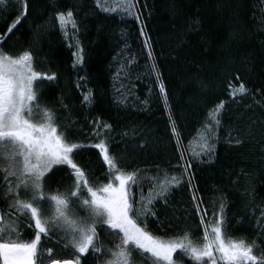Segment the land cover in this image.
<instances>
[{"label":"trees","instance_id":"16d2710c","mask_svg":"<svg viewBox=\"0 0 264 264\" xmlns=\"http://www.w3.org/2000/svg\"><path fill=\"white\" fill-rule=\"evenodd\" d=\"M105 2L107 8L116 10L103 11L97 0H28V15L11 33L7 30L19 15V5L0 9L3 51L16 56L31 50L35 68L56 75V81H45L40 89L45 106L57 110L65 123L75 121L78 142L90 144L98 142V137L106 138L110 152L124 157L121 163L139 170L143 190L153 176L161 181L182 174L183 169L176 167L180 151L188 153L206 130L211 110L224 101L211 161L205 155L190 158L191 183L184 177V183L172 188L166 204L155 201L156 216L148 217L147 228L165 240L185 231L202 235L196 204L208 210L207 224L213 210L223 203L226 230L264 247V236L259 235L264 231L259 224L264 220V0H139V20L121 10V0H100ZM68 10L73 11L78 30L69 25L65 35L56 15ZM38 32V43H34ZM233 33L239 38L230 41ZM77 41L84 62L73 67ZM201 81L206 88L200 86ZM161 82L179 133V149L160 93ZM241 82L247 93L233 99L229 84L239 87ZM89 93L91 102L85 103L83 97ZM94 122L100 125L96 135ZM105 124L111 129L105 130ZM98 151L85 149L77 158L97 185L109 182ZM3 176L0 172V193L7 187ZM71 179L62 172L52 185L63 191ZM7 203L0 199V211L7 210ZM19 227L24 230L23 224ZM97 231L106 246L114 243L99 225ZM47 243L53 247V256L72 258L71 250L62 249L59 236ZM85 259L88 264L104 262L103 256L96 259L91 250ZM182 264L195 262L185 255Z\"/></svg>","mask_w":264,"mask_h":264},{"label":"snow or ice","instance_id":"6c2138e0","mask_svg":"<svg viewBox=\"0 0 264 264\" xmlns=\"http://www.w3.org/2000/svg\"><path fill=\"white\" fill-rule=\"evenodd\" d=\"M13 3L19 5V15L8 28V33L20 24L29 11L28 0H0V9L7 10ZM138 4L139 0H121L120 8L128 16L139 20ZM97 6H100V0H97ZM102 10L116 9L104 7ZM56 19L61 30H65L68 24L78 30L73 11L60 12ZM39 34L34 43H38ZM238 38L239 34L233 33L230 41ZM148 39L146 37L145 45L151 56ZM3 46V41H0V172L4 173L7 187L0 193V199H6L8 203L7 210L0 211V264H45V256L47 264H88L85 257L90 255V250L96 259L104 257L103 264H142L148 259L152 264H182L185 255L195 264H264V247L255 240L237 238L226 230L223 203L218 210H213L212 219L207 224L205 217L208 210L196 204L200 213L199 224L203 225L202 235L185 231L178 238L168 240L153 235L147 223L148 217L156 216L152 207L155 201L159 199L166 204L172 188L184 183V177L191 183V162L184 160V151L179 153V161L183 163L178 161L176 165L183 169L182 174L158 180L145 197L139 170H129L126 164L121 163L124 157L110 152L106 138L98 137V142L90 144L78 142V133L73 127L75 121L69 119L65 123L57 110L45 106L40 89L45 81H56V75L38 71L31 50L13 56L4 52ZM76 47L73 67L84 62L83 48L78 41ZM152 68L156 70L155 63ZM156 75L160 80L158 71ZM200 86L207 87L202 81ZM229 87V96L233 99L247 93L242 82L239 87L231 83ZM160 93L165 98L171 130L179 149V133L162 82ZM83 100L90 103L91 93ZM224 110V101L211 110L210 120L205 125L207 134L201 136L200 150L193 151V156L207 155L211 161L215 142L219 140ZM94 124L96 132L93 134L96 135L100 125ZM103 128L109 130L111 125L105 124ZM240 142L237 140V143ZM85 149L99 150L98 154L107 166L104 175L109 182L95 184L90 180L89 172L77 163V158ZM62 172H67L72 178L63 191L52 185L53 178ZM133 188L139 189L138 198ZM196 199L193 195V200ZM13 212L15 218H12ZM21 224L24 230L20 229ZM259 224L264 227V220H260ZM98 225L100 231L114 241L111 246H106L99 239ZM259 235L264 236V231ZM57 236L63 240L62 249L71 250L72 258L53 256V247L47 242ZM56 243L61 241L57 239ZM178 250L179 257L176 256Z\"/></svg>","mask_w":264,"mask_h":264},{"label":"rangeland","instance_id":"374dc122","mask_svg":"<svg viewBox=\"0 0 264 264\" xmlns=\"http://www.w3.org/2000/svg\"><path fill=\"white\" fill-rule=\"evenodd\" d=\"M101 1H102V0H101ZM112 2H113L112 6L114 5V7H116V6H117V3L114 2V1H112ZM100 5H101V8L108 7V5H107L106 2H105L104 5L101 4V3H100ZM116 8H117V7H116ZM69 25H70V24H68L67 26H69ZM67 26H66V27H67ZM237 97H240V95H237L236 98H237ZM206 134H207V130H202V131L199 133V135L197 136V138L192 142L191 147H190V150L187 151L188 153H186V151L182 148V150L184 151V160H185V161H188V160L190 161V158H191V157H195V156L192 155V152H193V151H199V150H200V148H199V144L201 143V136L206 135ZM205 156H207V155H205ZM200 157H201V156H200ZM158 180H159V179L154 178V176L152 177L151 182H150V184H149V187H147L146 190H143L145 197H147V196H148V193H149L150 191H152L151 186L154 185ZM162 180H164V178H162ZM162 180H161V181H162ZM133 192H134V188H133ZM136 194H137V198H138V197H139V191H137ZM263 211H264V210H263ZM262 216H264V213L262 214Z\"/></svg>","mask_w":264,"mask_h":264}]
</instances>
